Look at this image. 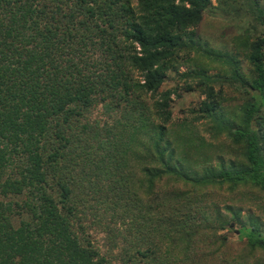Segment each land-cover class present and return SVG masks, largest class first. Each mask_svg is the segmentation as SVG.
<instances>
[{
  "label": "trees",
  "instance_id": "trees-1",
  "mask_svg": "<svg viewBox=\"0 0 264 264\" xmlns=\"http://www.w3.org/2000/svg\"><path fill=\"white\" fill-rule=\"evenodd\" d=\"M248 1L257 30L264 6ZM214 7L213 0H0V264H114L85 228L108 218L112 241L127 244L124 264H189L210 242L186 228L197 212L210 213L201 210L205 191L224 186L257 192L256 210L243 216L228 204L214 218L237 229L244 263L260 251L252 264H264V32L246 30L235 52H217L196 33ZM191 53L210 63L180 73ZM211 61L225 64L242 103L233 107L216 90L222 76L210 74ZM169 72L184 93L205 97L178 120L179 85L161 92ZM101 103L122 118L83 124ZM172 205L185 212L173 215L182 229L174 232L159 213Z\"/></svg>",
  "mask_w": 264,
  "mask_h": 264
},
{
  "label": "rangeland",
  "instance_id": "rangeland-1",
  "mask_svg": "<svg viewBox=\"0 0 264 264\" xmlns=\"http://www.w3.org/2000/svg\"><path fill=\"white\" fill-rule=\"evenodd\" d=\"M213 2L215 6L214 9L209 10V12L205 14L201 24L196 29V33L204 44H207L209 48L214 49L217 52H235V40L241 34L245 33L246 30H253V24L257 22L254 21L251 15L249 1L228 0L227 2L223 1L221 6H219V1L213 0ZM231 2H234V4L235 2L237 3L235 4L237 10H234L233 7L230 6ZM260 4L264 6V0H260ZM253 32L262 34L264 32V26H258L257 30L255 29ZM190 55V61L183 63L185 59L182 60L180 73H185L189 69H194L195 62L204 60L205 62L210 63L209 59L202 58L200 55L195 53H191ZM248 70L249 65L245 64V72H248ZM226 71L227 68L225 64L211 61L210 74H219L222 76V84H217L216 90L219 92V90L222 89L224 95L228 98L227 104L234 107L237 104L242 103L245 95L241 94L237 87L231 85L228 76L226 77V75H224ZM168 77V81L162 87L161 92L173 90L176 85H179L178 91L182 97L180 98L175 94L172 95L174 117L175 120H178V118L183 117V112H185L190 106L197 105L205 97L201 95L200 92L190 94L184 93L185 91L181 89L184 82H178L175 73L169 72ZM104 106V103H101L97 107H94L91 112L81 118V122L83 124L91 123L93 125H99V127L102 128V126L113 124L115 120L122 118V113L120 111H110L108 113L105 111ZM206 126L205 122H200L201 130L206 131ZM205 192L207 198L203 204L204 209L201 208V210H207L210 212L207 213L210 220L208 216H205L208 217V220H206L202 214L197 212L192 218L191 227H187L186 231L190 233L199 232L204 234L202 236L209 240L210 243H208V245H198L200 249L197 250L198 247H196V254L192 253L193 258L189 264H246L244 262L248 260L249 253L245 241L240 239L237 229L232 230L228 227H223L222 223L215 221L214 209L217 207L223 208V206L228 204H234L236 208L242 209L243 216H246L249 214L250 210H256V207L251 200L257 192L255 191L254 193L249 187H243L234 190V193H232L227 186L211 188ZM142 197V199H144V196ZM145 201L148 202L149 200L145 199ZM159 213L161 214L159 215L163 218V221L170 218L168 221L170 222L169 224H173L171 225L173 232L175 229L182 230L181 227H176L174 225V223H180V219L173 222V215L177 214L178 218H180L185 212L179 210L175 205H172L169 209L164 208ZM110 220L111 218L104 220V224L101 225L99 223H92L91 220L90 222L86 221V234L93 244L100 250L102 255L108 257L114 264H124L127 258L123 261L120 257L126 255L125 248L127 244L124 243L125 240L122 237H119L117 245L112 241L113 239L105 226ZM197 225L200 227H197ZM179 250L182 251L181 249ZM250 256L249 264L255 262L254 260L256 259H260V257L262 258L260 251H257L253 255L255 256L254 258L252 257V254Z\"/></svg>",
  "mask_w": 264,
  "mask_h": 264
}]
</instances>
